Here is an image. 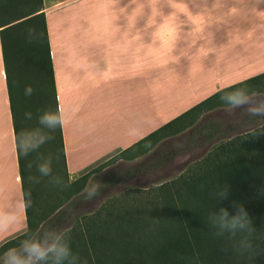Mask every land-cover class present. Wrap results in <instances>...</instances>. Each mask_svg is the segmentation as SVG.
Instances as JSON below:
<instances>
[{"label": "crops", "instance_id": "obj_1", "mask_svg": "<svg viewBox=\"0 0 264 264\" xmlns=\"http://www.w3.org/2000/svg\"><path fill=\"white\" fill-rule=\"evenodd\" d=\"M43 2L71 181L131 148L125 159L137 156L151 134L264 74V0H176L177 9L166 0ZM173 14L181 27L171 51V21L161 42L153 33ZM7 82L0 36V223L9 228L0 248L28 231Z\"/></svg>", "mask_w": 264, "mask_h": 264}, {"label": "trees", "instance_id": "obj_2", "mask_svg": "<svg viewBox=\"0 0 264 264\" xmlns=\"http://www.w3.org/2000/svg\"><path fill=\"white\" fill-rule=\"evenodd\" d=\"M44 10L43 0H0V36L16 141L18 133L37 125L41 111L58 108ZM243 84L264 93V74ZM29 86L33 89L30 96L25 94ZM239 86L242 83L234 87ZM219 94L134 146L145 149H139V154L128 160L148 154L150 162L141 163L138 170H128V177L156 169L160 164L153 161V149L161 141L182 133L187 121L225 106ZM28 112L33 114L31 120L25 118ZM52 135L55 139L38 153L27 158L18 153L28 221L26 233L41 232L39 225L45 214L38 211L39 190L29 179L34 176L37 157L51 156L53 173L69 179L61 129ZM133 149L99 164L76 181L66 182L68 186L62 196L65 204L54 211V221L63 223L60 232L73 253L79 256L76 264H264V124L221 141L177 179L150 189L122 190L107 198L96 211L75 215L77 200L74 199L84 197L79 195L92 174L116 158L126 157ZM29 161L33 162L31 169L27 167ZM224 184L230 185V196L218 203L214 194ZM29 192L31 206L28 205ZM233 201L243 203L253 217L252 239L260 254L251 261L232 250L233 241L214 237L215 230L209 227L208 217L215 209L223 206L230 214H235ZM26 233L4 244L0 255L16 240L25 238Z\"/></svg>", "mask_w": 264, "mask_h": 264}, {"label": "clouds", "instance_id": "obj_3", "mask_svg": "<svg viewBox=\"0 0 264 264\" xmlns=\"http://www.w3.org/2000/svg\"><path fill=\"white\" fill-rule=\"evenodd\" d=\"M135 2V0H133ZM155 5L156 0H150ZM116 3V0H115ZM166 3L176 8V0H166ZM154 14L155 7L153 6ZM177 9V8H176ZM133 18H130V23ZM171 21V28L174 31L172 47L180 34L181 25L177 23L176 16L173 14L164 19L163 23L157 26L153 33V43L157 40L161 42V30ZM155 24L154 19L149 20V26ZM31 29L29 32L31 33ZM135 41L140 39L139 35L133 37ZM33 92L31 86L27 87L25 94L30 96ZM220 101L226 106L225 115L233 116L237 109L243 110L249 117H264V93L253 90L247 84L239 87H233L231 90H221L219 94ZM25 118L31 120L33 114L28 112ZM67 114L63 108H57L55 111H41L37 117V125L28 130H22L17 135L18 153L27 158L32 153H38L39 150L55 137L52 135L58 128L62 129L67 122ZM53 160L51 156L44 157L42 154L37 157L35 163L38 176L29 177L32 183H40L41 180L47 178L49 184L61 188L68 185L65 184L62 177L53 173ZM27 167L31 169L33 162L29 161ZM102 185L93 183L84 189V198L88 201L94 200L101 193ZM231 188L229 184H224L214 194V199L220 203L227 200L230 196ZM264 194V190H262ZM31 193H28V205L31 206ZM232 207L235 214H230L228 208L219 207L210 213L208 217L209 227L214 229L212 232L214 237H226L233 241L232 250L241 256H247L251 261L260 253L253 243V217L249 214L243 203L233 201ZM8 225L0 223V233L8 231ZM227 251V249H225ZM79 256L73 253L69 243L65 242L63 235L55 227H49L41 232L26 233L25 238L19 241L18 247L9 248L0 255V264H76Z\"/></svg>", "mask_w": 264, "mask_h": 264}, {"label": "rangeland", "instance_id": "obj_4", "mask_svg": "<svg viewBox=\"0 0 264 264\" xmlns=\"http://www.w3.org/2000/svg\"><path fill=\"white\" fill-rule=\"evenodd\" d=\"M225 107L220 106L214 110L199 114L191 121H187V126L180 136L174 139L167 138L163 140L155 151L152 152L153 161L156 164H160L156 169H148L145 171V174L128 177V170H138L141 163L149 164L150 155L147 154L139 160H126L125 157L120 156L106 165L101 171L93 173L87 186L98 182L102 185L101 193L91 201L86 200L84 197L74 199L77 200L73 211L75 215L96 211L107 198L118 194L122 190L131 188L145 190L177 179L190 166L195 164V162L205 158L221 141H225L230 137L245 133L264 124V117H249L240 109L235 111V115L231 117L226 116ZM214 126L220 127L218 129L219 134L209 138V140L206 139L208 138V131ZM224 135L226 137L222 138ZM217 139L219 140L216 141ZM33 172L34 176L39 175L36 167ZM55 175L62 177L57 172ZM62 178L65 184L68 180L69 182H73L70 178L66 180L65 176ZM108 181L112 183L110 184ZM35 185L39 190L38 211L42 214L45 212L41 216L40 230L42 231L49 227H55L60 230L63 223L58 220L54 221L56 216L54 211L59 207V209H62L61 207L65 204V202H62L64 188L49 184L47 178L41 180L38 184L35 183ZM82 194L79 196H84ZM75 198H78V196ZM21 239L16 240V243L10 248L18 247Z\"/></svg>", "mask_w": 264, "mask_h": 264}]
</instances>
